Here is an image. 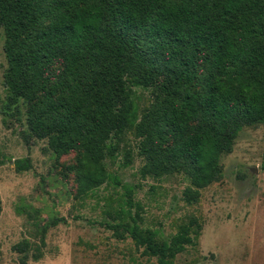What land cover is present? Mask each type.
<instances>
[{
  "label": "trees",
  "instance_id": "trees-1",
  "mask_svg": "<svg viewBox=\"0 0 264 264\" xmlns=\"http://www.w3.org/2000/svg\"><path fill=\"white\" fill-rule=\"evenodd\" d=\"M0 27L7 63L2 112L13 115L27 103L25 143L45 139L56 156L80 150V195L119 184L105 159L132 131L141 175L183 173L184 198L195 203L202 188L221 179L220 157L242 128L264 122V0H0ZM59 57L61 69L46 84ZM136 87L158 93L142 112ZM31 167L29 156L14 160L17 172ZM125 189L130 207L132 187ZM117 216L105 225L125 230L158 264H173L196 246L202 229L191 217L158 244L138 212L121 207ZM59 222L65 218L48 220L41 241L46 226ZM29 247L27 239L12 246L20 264L41 257Z\"/></svg>",
  "mask_w": 264,
  "mask_h": 264
},
{
  "label": "rangeland",
  "instance_id": "rangeland-1",
  "mask_svg": "<svg viewBox=\"0 0 264 264\" xmlns=\"http://www.w3.org/2000/svg\"><path fill=\"white\" fill-rule=\"evenodd\" d=\"M3 44L0 27V264H20L12 246L22 239L29 241L30 254L41 255L25 264H158L125 230L105 225L118 221L121 207L132 215L138 212L140 226L156 231L158 244L169 241L179 224L197 218L202 226L197 245L177 254L173 264H264V122L242 128L232 150L220 157L221 179L202 188L195 203L184 198L189 180L183 173L160 179L141 175L144 160L132 131L118 142L114 156L105 159L119 184L106 182L80 195V150L56 156L45 139L29 137L25 143L21 132L27 103L20 101L13 115L2 112L7 65ZM61 65L59 57L47 69L46 84L56 79ZM134 90L139 112L158 98L154 87ZM25 156L32 167L17 172L14 160ZM128 186L130 207L123 203ZM18 206L25 211L17 212ZM52 217H64L65 222L46 226L43 242L42 228Z\"/></svg>",
  "mask_w": 264,
  "mask_h": 264
}]
</instances>
